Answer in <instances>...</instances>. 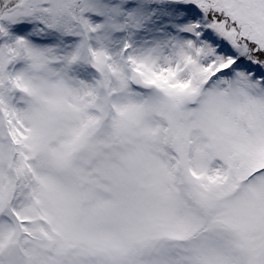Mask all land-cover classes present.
I'll return each mask as SVG.
<instances>
[{
    "label": "snow or ice",
    "instance_id": "snow-or-ice-1",
    "mask_svg": "<svg viewBox=\"0 0 264 264\" xmlns=\"http://www.w3.org/2000/svg\"><path fill=\"white\" fill-rule=\"evenodd\" d=\"M0 264H264V0H0Z\"/></svg>",
    "mask_w": 264,
    "mask_h": 264
}]
</instances>
